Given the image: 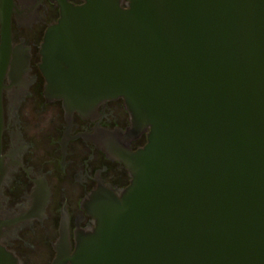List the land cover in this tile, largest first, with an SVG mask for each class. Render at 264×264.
<instances>
[{
    "label": "water",
    "instance_id": "water-1",
    "mask_svg": "<svg viewBox=\"0 0 264 264\" xmlns=\"http://www.w3.org/2000/svg\"><path fill=\"white\" fill-rule=\"evenodd\" d=\"M56 1L46 97L123 99L131 127L100 143L132 180L91 197L74 253L61 226L53 264H264V0Z\"/></svg>",
    "mask_w": 264,
    "mask_h": 264
},
{
    "label": "flooded vegetation",
    "instance_id": "flooded-vegetation-1",
    "mask_svg": "<svg viewBox=\"0 0 264 264\" xmlns=\"http://www.w3.org/2000/svg\"><path fill=\"white\" fill-rule=\"evenodd\" d=\"M60 18L56 0H0V246L19 264H53L61 226L74 253L95 226L91 197L100 189L118 194L132 180L100 143L131 127L123 99L87 117L46 97L42 46ZM147 140L145 133L131 150Z\"/></svg>",
    "mask_w": 264,
    "mask_h": 264
}]
</instances>
